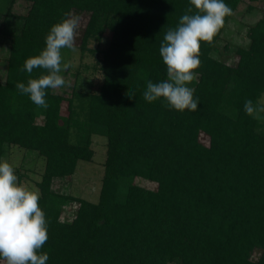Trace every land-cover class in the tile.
I'll use <instances>...</instances> for the list:
<instances>
[{
	"label": "trees",
	"instance_id": "16d2710c",
	"mask_svg": "<svg viewBox=\"0 0 264 264\" xmlns=\"http://www.w3.org/2000/svg\"><path fill=\"white\" fill-rule=\"evenodd\" d=\"M260 1L224 3L234 14ZM31 2L12 39L6 82L0 81V161L6 145L46 160L39 205L48 222L41 249L47 264H264V121L244 111L246 100L264 95V9L236 65L212 54L233 15L212 43L201 42L198 81L191 85L198 109L180 112L145 101L143 93L148 81L167 78L160 44L190 0ZM66 12L86 17L78 47L103 54L101 91L78 95L87 105L85 121L77 117L74 98L49 89L42 108L16 88L44 72L29 75L21 68L46 47ZM106 38L109 46L101 50ZM98 130L108 139L99 202L54 192L55 179L93 159Z\"/></svg>",
	"mask_w": 264,
	"mask_h": 264
},
{
	"label": "clouds",
	"instance_id": "9594fccd",
	"mask_svg": "<svg viewBox=\"0 0 264 264\" xmlns=\"http://www.w3.org/2000/svg\"><path fill=\"white\" fill-rule=\"evenodd\" d=\"M190 7L175 28L163 36L159 53L166 65L167 78L159 83L147 82L143 99L149 103L162 101L166 107L183 112L197 111L199 100L194 97L201 67V42L212 43L226 19L233 15L224 0H190ZM65 18L52 26L46 47L28 58L21 71L29 75L34 69L44 72L30 78L27 85L17 83L21 94L28 95L38 107L47 108V90L71 87L62 72L72 65L65 62L63 50H76L81 17L66 12ZM245 113L254 120L264 121V95L255 102L244 103ZM40 193L22 182L7 160L0 161V262L2 264H47L49 255L41 249L49 239L48 222L39 205Z\"/></svg>",
	"mask_w": 264,
	"mask_h": 264
},
{
	"label": "rangeland",
	"instance_id": "374dc122",
	"mask_svg": "<svg viewBox=\"0 0 264 264\" xmlns=\"http://www.w3.org/2000/svg\"><path fill=\"white\" fill-rule=\"evenodd\" d=\"M31 5V0H0V81L2 83H5L7 79L12 39L15 35L20 34L24 24L23 17L28 14ZM263 9V1H260L255 9H251L247 3L242 4L227 24L212 53L213 56L229 65H236L239 61L238 49L250 46L251 40L248 31L262 18ZM85 24L86 17H81L76 50H63L65 62L70 61L72 66L61 75L66 81L71 82V87L53 90L54 94L66 99L74 98L77 117L81 121L86 120L87 105L79 102L80 96L78 97V95L85 97L98 94L104 81L103 72L100 70L103 54L99 52L94 54L78 47ZM109 42V39H104L100 44V49H107ZM62 107V114L68 115V100L63 103ZM79 136L74 128L71 132V141L76 142ZM201 140L207 143L209 139L202 135ZM107 146V137L98 130L92 135L93 159L88 162H79L73 175L55 179L52 184L53 191L59 195L80 197L89 202L98 203L105 173ZM4 160L13 165L20 181L27 182L31 188L40 193L39 183L43 180L45 172V158L40 156L37 151L6 145L2 161ZM150 188H154V186L150 184ZM68 206L71 208L73 205L68 202ZM77 206L78 204L74 208Z\"/></svg>",
	"mask_w": 264,
	"mask_h": 264
}]
</instances>
